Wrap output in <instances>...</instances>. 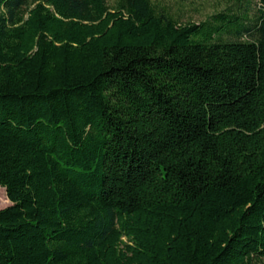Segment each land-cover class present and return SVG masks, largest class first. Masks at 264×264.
Wrapping results in <instances>:
<instances>
[{"label": "trees", "instance_id": "16d2710c", "mask_svg": "<svg viewBox=\"0 0 264 264\" xmlns=\"http://www.w3.org/2000/svg\"><path fill=\"white\" fill-rule=\"evenodd\" d=\"M0 264H264V0H0Z\"/></svg>", "mask_w": 264, "mask_h": 264}, {"label": "rangeland", "instance_id": "374dc122", "mask_svg": "<svg viewBox=\"0 0 264 264\" xmlns=\"http://www.w3.org/2000/svg\"><path fill=\"white\" fill-rule=\"evenodd\" d=\"M157 3L169 5L183 21L202 22L215 13L229 10L233 13L254 12L259 7V0H155ZM114 0H109L112 4ZM11 204L5 187L0 185V209Z\"/></svg>", "mask_w": 264, "mask_h": 264}]
</instances>
